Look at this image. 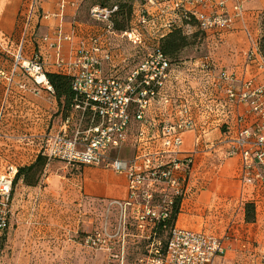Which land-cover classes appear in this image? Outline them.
Wrapping results in <instances>:
<instances>
[{
  "label": "built area",
  "instance_id": "2783aa9c",
  "mask_svg": "<svg viewBox=\"0 0 264 264\" xmlns=\"http://www.w3.org/2000/svg\"><path fill=\"white\" fill-rule=\"evenodd\" d=\"M42 1L46 0L23 1L17 22L22 42L33 30L36 18L37 23L41 19L63 18L69 8L73 12L70 30L64 31L60 23L52 33L41 37V41L37 39V51L28 60L23 55L21 42L11 69L0 68V79L12 82L21 69L37 85L44 83L42 87L53 94L54 88L45 75L48 56L45 53L54 51L56 72L72 76L74 111L79 113V118L74 128H71L70 115L58 131L45 135L40 152L77 170L83 165L106 164L128 178L127 199L112 200L107 205V217L112 212L116 216L114 224L84 235L83 244L106 253L110 263H123L126 248L135 243L138 249L145 248L138 258L141 264H224L217 261L225 254L222 238L182 228L174 218L179 213V203L189 191L188 174L194 163V152L182 151L183 134L196 123L187 99L174 98L173 110L168 109L173 103L167 92L173 64L158 45L146 51L124 75L106 73L105 62L110 65L113 61V39H126L144 47L143 27L153 19L164 24L157 39L173 26H196L213 32L230 30L237 20L244 19V0H142L134 6L131 27L121 31L113 21L118 5H93L88 14L99 24H89L92 32L80 29L81 2L78 0H58L57 11L46 13L41 10ZM153 7L156 12H151ZM64 42L69 43L71 56L61 54ZM43 44L47 52H43ZM257 51L253 47L248 59H255ZM259 65L264 73L262 56ZM212 67L209 58L204 56L201 68L211 70ZM217 80L216 86L224 89L227 101L247 104L249 113L256 115L253 125L237 132L227 154L240 153V177L244 181L256 178L264 183L261 170L264 167V82L258 83L254 78L239 80L234 72L226 69L220 71ZM210 99L217 101L214 96ZM219 101L225 104L222 98ZM208 111L212 109L208 107ZM129 136L133 154L127 158H111V151L125 145ZM17 170L15 164H9L0 174L1 230L9 226ZM68 264L84 263L71 260Z\"/></svg>",
  "mask_w": 264,
  "mask_h": 264
},
{
  "label": "crops",
  "instance_id": "0c3cea01",
  "mask_svg": "<svg viewBox=\"0 0 264 264\" xmlns=\"http://www.w3.org/2000/svg\"><path fill=\"white\" fill-rule=\"evenodd\" d=\"M57 1H42L41 10L44 13L57 11ZM1 6L3 9L6 8V12L5 16H2L4 12L0 16V47L3 46L6 50L8 58H0V68L10 69L11 67L8 66L10 59L22 42L20 31L15 32L20 3L19 0H3ZM244 6V19L237 20L234 28L211 33V46L207 55L213 66L211 70L201 68L204 57L182 62L180 65L184 63V66H179L178 70L173 69L167 90L173 101L168 107L170 112L174 107V98H181L179 99L181 101L188 100L194 114L195 127L183 134L182 145L183 152H194L191 171L195 172L196 169L201 168L208 160L207 153L210 157V165L214 169L210 171L209 194L206 186L200 187L198 184L196 199L193 197L194 202L191 206L187 201V197L190 196L189 191L181 202L176 224L182 228L211 233L222 238L225 254L217 261L224 264H264V183L256 178L244 181L240 177L242 167L240 153L231 156L227 154L232 148V139L237 131L253 125L256 115L249 113L247 104L227 101L224 89L216 86L217 75L225 69L234 72L239 80L254 78L258 83L264 82V73L259 65L261 51L255 52V59H248L251 49L254 47L256 50V45L260 44L259 34L252 28L260 11L264 9V0H244ZM72 18L73 12L69 8L63 18L41 19L38 24L39 28L52 33L55 27L62 23L64 31H68L71 28ZM38 24L36 18L33 22V30L22 42L23 55L27 60L37 51ZM80 24L81 31H89L88 24ZM43 47L45 52V44ZM61 50L63 55L71 56L72 51L68 42L63 43ZM45 55H48L47 71L56 72L55 54L50 52ZM18 73L24 74L21 69H18ZM19 76H15L8 91L2 92L4 85L0 84L2 104L0 124L3 134L0 139V149L7 166L9 164L22 166L34 161L37 156L32 153L35 148V138L37 137L38 154L43 142L42 134L45 132V128H42L45 126L44 121L52 115L51 110L55 105L47 90L43 93L44 88L37 85L31 76ZM22 84L24 86H21ZM212 96L217 98L216 102L210 99ZM220 98L225 101L224 105L219 101ZM208 107L212 109L211 112L208 111ZM24 111L34 120L32 125L23 124L21 115ZM241 116L244 118L239 121ZM62 124L63 121L54 122L49 132L58 131ZM79 170L77 177L79 176L83 196L102 200L105 206L112 200L127 199L129 188L125 173L116 172L108 165H83ZM261 170L264 173V167ZM224 184L228 185V190H223ZM246 203H253L255 207V218L251 221L245 218ZM209 205L218 210V219L213 222L214 226H208L207 220L202 216Z\"/></svg>",
  "mask_w": 264,
  "mask_h": 264
},
{
  "label": "rangeland",
  "instance_id": "374dc122",
  "mask_svg": "<svg viewBox=\"0 0 264 264\" xmlns=\"http://www.w3.org/2000/svg\"><path fill=\"white\" fill-rule=\"evenodd\" d=\"M23 1L24 0H19L20 6L16 17L15 32H18L19 29L17 22L23 7ZM102 1L107 4H112L119 0H81L82 7L78 16V21L88 25L99 24V22L90 18L88 8L92 4L99 5ZM140 1L142 0H135L134 6ZM2 3L3 0H0V5ZM155 10L154 7L151 8V12ZM5 12L6 8L3 9L1 6L0 16L2 13V16H5ZM253 25L252 29L258 32L260 38V44H258V46L256 45V47L261 51V56L264 59V9L260 11ZM38 28L39 24L37 25V39L49 33L43 28ZM163 28L164 24L162 20L159 21V19H153L145 25L143 27L146 41L144 47L142 45H136L126 39H113L111 45L113 42L115 43L114 58L111 62L112 66L105 62V72L108 74L119 73L120 75H124L146 51H152L155 48L154 46L157 45V37L163 32ZM196 30H199L196 26L185 27V31H190V33ZM204 33V37L199 34L197 43L183 49L178 59L180 62H189L195 58L209 55L208 49L209 46H211L210 37L212 35L211 33L214 32L209 30L204 31ZM51 52L55 54L56 58V53L54 51ZM47 53H49V51ZM16 54L17 51L10 59L9 67L13 66ZM0 58H8L7 52L4 50L3 46L0 47ZM124 66L127 67L125 69L121 68ZM179 66H184V63L176 66L173 65V69L178 70ZM16 75L18 77L19 75L23 76L26 74L18 73L15 74V76ZM12 82H8L6 79L0 80V84L4 85V87L1 85L2 92L8 91L12 86ZM42 85H44V83H42L41 86ZM21 86L24 85L22 84ZM42 90L44 91L43 93L47 92L53 99L52 102L55 103L54 108L51 110L52 115L47 117L44 121L45 126L42 127L45 128L44 134L47 135L50 133L49 130L54 122H64L70 115L72 117L71 128H74V125L78 122L79 113L77 111H72L64 118V116L60 114L59 105L54 97V93L52 94L46 91V89ZM1 105L0 101V108ZM21 120L23 124L32 125L34 123V120L30 119V115L28 116L25 111L21 115ZM44 134L42 135L44 136ZM131 140L132 137L129 136L125 145L111 151L110 157H130L134 152ZM34 143L35 148L32 153L37 155V137ZM206 156L208 160H206L201 168L196 169L195 172L191 171L192 174L191 172L188 174V181H190V196L187 197V201L191 206L194 202L193 197L196 199L195 193L198 184H200V187L206 186L208 188L207 194L210 192L209 179L212 166L210 165L208 153ZM6 166L7 163L4 161L3 153L0 149V174L5 172ZM79 171L80 170L66 166L61 161L50 160L48 158L43 178L38 185L27 186L24 185L21 180L16 185H13L12 212L9 226L4 230L0 229V264H68L71 260H79V262L84 264H141L138 258L142 256L145 249L144 246L138 249L137 244H129L125 251L124 262L110 263L106 253L97 252L91 248H87L83 244L82 240L84 235L99 231L106 224L108 226L114 224L116 216L112 212L110 217H107V206L104 205V201L83 196L80 180L78 179L79 176L77 177ZM222 187L223 190H228V185L224 184ZM219 190H221V188H219ZM179 207H181V203H179ZM213 208L215 207L209 205L207 211L202 214L207 220L208 226H214L213 222L218 219V210ZM177 215L176 217L174 216L175 219H177Z\"/></svg>",
  "mask_w": 264,
  "mask_h": 264
},
{
  "label": "trees",
  "instance_id": "16d2710c",
  "mask_svg": "<svg viewBox=\"0 0 264 264\" xmlns=\"http://www.w3.org/2000/svg\"><path fill=\"white\" fill-rule=\"evenodd\" d=\"M134 1L135 0H119L112 4H107L102 1L99 5L110 7L118 5V10L113 16V21L115 28L121 31L131 27L134 14ZM93 5L94 4L91 6ZM199 34L203 37L205 35L203 30H196L195 32L188 33L185 31V28L173 26L163 36L158 38L156 43L161 51L169 58L170 62L173 65H178L182 63L178 59L183 49L197 43ZM45 75L54 88V97L58 102L60 114L66 118L70 112L74 111L75 105V92L72 87V76L50 71H47ZM47 163L48 158L39 152L34 161L30 164L17 166L18 170L14 179V185L20 180L27 186L38 185L43 178ZM245 207L246 220H253L255 218L254 204L246 203ZM176 215L177 213H175V217Z\"/></svg>",
  "mask_w": 264,
  "mask_h": 264
},
{
  "label": "bare ground",
  "instance_id": "6f19581e",
  "mask_svg": "<svg viewBox=\"0 0 264 264\" xmlns=\"http://www.w3.org/2000/svg\"><path fill=\"white\" fill-rule=\"evenodd\" d=\"M39 79H40V80H43V76H40Z\"/></svg>",
  "mask_w": 264,
  "mask_h": 264
}]
</instances>
